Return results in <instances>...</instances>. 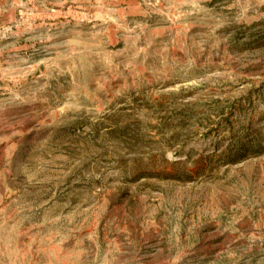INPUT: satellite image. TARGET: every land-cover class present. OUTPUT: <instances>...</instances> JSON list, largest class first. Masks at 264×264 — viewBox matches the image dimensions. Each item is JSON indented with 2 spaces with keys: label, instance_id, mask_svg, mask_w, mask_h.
Listing matches in <instances>:
<instances>
[{
  "label": "rangeland",
  "instance_id": "1",
  "mask_svg": "<svg viewBox=\"0 0 264 264\" xmlns=\"http://www.w3.org/2000/svg\"><path fill=\"white\" fill-rule=\"evenodd\" d=\"M0 264H264V0H0Z\"/></svg>",
  "mask_w": 264,
  "mask_h": 264
}]
</instances>
